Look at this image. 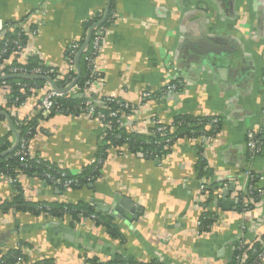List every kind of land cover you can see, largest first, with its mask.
Here are the masks:
<instances>
[{
    "label": "crops",
    "instance_id": "crops-1",
    "mask_svg": "<svg viewBox=\"0 0 264 264\" xmlns=\"http://www.w3.org/2000/svg\"><path fill=\"white\" fill-rule=\"evenodd\" d=\"M107 6L108 0H0V40L13 33V24L37 21L43 7L46 15L27 50L63 71L62 76L71 74L66 63L71 46L87 37L90 24L103 20ZM100 26L105 28L96 60L101 76L89 90L71 96L128 101L135 107L129 121L144 129L154 122L173 124L179 116H216L220 131L211 142L207 135L177 140L162 165L128 145L113 147L97 180L64 195L39 179L21 177L25 199L32 203L109 206L103 213L114 219L122 238L103 226L73 229L44 215L0 211V260L22 243L31 251V262L82 264L84 258L97 257L122 263L229 264L243 223L248 241L264 235V196L248 194L244 178L247 132L262 127L264 139V0H112ZM172 82L181 92H165ZM50 86H31L11 113L24 119L39 116ZM145 91L157 96L144 99ZM9 130L6 119L0 137ZM104 134V127L84 114L57 113L40 122L29 150L76 176L96 160ZM199 159L206 160L210 181L233 186L230 197L237 201L236 209L225 211L216 192L207 211H217L218 220L201 234L196 224L204 211L196 202L206 179L199 174ZM251 169L257 187L264 188V146ZM13 196L10 180L0 177V205ZM122 201L141 213L125 211ZM244 206L248 211L239 210ZM58 227L71 229L74 237L68 239Z\"/></svg>",
    "mask_w": 264,
    "mask_h": 264
},
{
    "label": "trees",
    "instance_id": "trees-1",
    "mask_svg": "<svg viewBox=\"0 0 264 264\" xmlns=\"http://www.w3.org/2000/svg\"><path fill=\"white\" fill-rule=\"evenodd\" d=\"M96 21H94L91 25H96ZM14 26L16 24H13ZM20 39L25 43L28 42V38L25 35H18V32L10 33L6 35L4 39ZM84 36L83 39H85ZM87 38V37H86ZM85 42V41H84ZM3 46V40H0V51ZM91 52V45L89 46L88 50L83 53L79 67L81 71L80 78L76 83L77 87L80 88L82 91L87 90L89 87L86 86V82L91 78V71L88 69V57L90 56ZM29 64L28 67H34L39 65L40 60L38 58H31L28 60ZM14 63V62H13ZM66 74L61 78L58 79L57 77H53L56 80V84L61 87H67L70 82H72L76 75L73 73H68L65 71ZM3 82L0 81V85ZM7 83V91L10 92V95L5 96V90H1L0 92L4 93L6 99V106L0 105V110L5 111L7 114L11 116V120L15 130L20 135L21 140H26L28 144L30 143V139L36 134L38 130V126L41 121H44L45 118L41 115L34 117L33 119L19 121L17 116H14L11 112L12 109L15 107H20L21 102L24 101L25 96L29 95L30 87L39 85L42 86L45 84L44 81H36L30 79H10L6 80ZM17 83L26 84L29 88H21L17 86ZM19 97L20 101L16 102L15 99ZM107 98L101 99V101H105ZM58 106L53 110L52 114L47 118L51 117L52 115H56L57 113H70V114H81L82 110L86 108L87 104L93 103L98 104L99 102L94 100L93 98H84L79 99L75 98L71 95H66L61 99L57 100ZM102 103V102H101ZM111 108L117 109L118 106L116 104H110ZM46 118V119H47ZM6 121V118L0 115V123ZM211 121V117L205 118H193L188 116H179L176 118L175 122L171 124L174 127L173 131L167 130L166 135H158L155 138L151 136H147L145 134H129L124 128L122 129H115L111 133H106L104 135L103 141H101L99 151L97 153L96 159L105 161L107 159L109 150L113 147L124 146L128 145L132 152L141 151L145 154L146 157L149 159L154 160L157 163H160V159L163 156H166L171 152V145L179 139H193L199 136L207 135L210 136L214 133V131L219 130L221 125L218 127H212L210 131H206L207 125ZM164 124H156L155 127ZM152 128V129H153ZM117 135H120V139L116 138ZM14 133L12 130H9L8 133L2 137H0V155L4 154L8 150L11 149L14 142ZM128 139V141H127ZM169 140L168 144L165 141ZM107 142L109 145H107ZM161 142V144H157ZM264 142V139H263ZM106 143V144H105ZM168 146V147H166ZM20 149V145L18 148L9 155L0 157V177H4L8 180H13L11 183L12 192H14V196L12 197L11 201H6L0 205V211L4 213H8L11 211L16 212H27L31 213L36 216L44 215L46 217L55 218V219H63L66 210H70V215L72 219V223L70 224L71 228H75L74 222L80 220L81 215L89 216L92 214H96L98 219L96 220L97 226H103L107 229L109 234L113 237L122 238V234L119 231V227L115 224L114 219L111 218L108 214L103 213L102 211L98 210L94 204H85V203H48V202H38L32 203L25 199V192L21 186V177L29 178V179H39L42 182H45L49 186L55 187L59 194L64 195L67 191L64 187L56 184L54 181L49 180L46 178V174H51L56 178L62 179H77L78 183L74 184L71 189H77L81 186H86L88 184L93 183L97 180L100 176L102 166L103 165H89L82 170V173L79 175H72L71 172L68 170L60 169L56 164H52L50 162L45 161L41 156L36 155L34 159L29 160H22L21 157H18L16 153ZM198 169L201 179H206L205 183L207 185V190L209 191V197L207 200V204L210 206L215 201L217 197V190L222 186L224 183H219L215 179L210 181L211 171L208 168L207 162L204 159H199ZM66 174L63 177L62 174ZM208 180V181H207ZM256 198V196H253ZM251 206V205H250ZM250 206L248 208L250 209ZM245 209L244 207H239V210L242 211ZM247 209V208H246ZM213 213L204 212L202 214V232L211 230L209 227L215 222ZM264 242V235L262 236ZM22 244L17 248L10 249L5 255L2 256L0 260V264H17L19 261L29 262L30 258L23 253ZM262 246L258 242H256L253 248L247 252L248 259L245 263H241L238 260V257L242 253V249L240 246V242H237L235 245V250L231 257L229 264H259L258 255L261 252ZM31 263V262H30ZM31 264H53L51 260H42L37 262H32ZM86 264H149V263H139L132 261L130 263H122L117 260L112 262H104L101 261L97 257L88 258ZM150 264H162L158 261H155Z\"/></svg>",
    "mask_w": 264,
    "mask_h": 264
},
{
    "label": "built area",
    "instance_id": "built-area-1",
    "mask_svg": "<svg viewBox=\"0 0 264 264\" xmlns=\"http://www.w3.org/2000/svg\"><path fill=\"white\" fill-rule=\"evenodd\" d=\"M39 17L37 21L32 22L30 19H25L22 22L17 23L13 27V32H18V35H25L28 38V42L25 43L20 39H5L3 40V46L0 51V78L1 77H6V76H12V75H17V74H26V75H31V76H40V77H49L53 79V77H57L58 79H61L63 71L59 70L58 68H55L53 66H49L43 63H40L37 66L28 67L29 64V59L31 58H39L38 54L34 50H27L29 43L31 40L35 39L36 36L39 33V25L41 24V19L45 17L46 15V9L42 7L40 11L38 12ZM105 32L104 26H98L94 29L92 39L90 41L89 46L91 45V52L90 56L88 57V69L91 71V78L89 81L86 82V86L89 87L87 90L91 88V86L94 84V82L101 76V73L97 70L96 66V60L101 52L102 46H103V35ZM85 39H83L80 42H77L73 44L66 56V63L68 65L69 71L73 74H77V66H76V57L84 45ZM89 46L87 49L84 51V53L88 50ZM14 62V63H13ZM41 62V61H40ZM12 63V64H11ZM54 80V79H53ZM3 83L0 85V91L5 90L7 95H10V92L7 91V83L6 80H0ZM56 83V80H54ZM17 86L21 88H29L28 85L22 84V83H17ZM69 86V85H68ZM67 86V87H68ZM67 87H64L62 89H65ZM31 88V87H30ZM77 86H74L70 92L68 93H62L50 86V89L42 96L39 104L40 108V115L44 118H47L50 116L53 112V110L58 106V99H61L62 97L66 95H70V93L75 92V91H80ZM165 92L168 94H173V93H179L181 92V89H179V84L177 83H170L165 87ZM143 98L144 99H151L156 97L157 95L152 93L151 91H145L143 93ZM16 102L20 101V98L17 97L15 99ZM25 101V100H24ZM24 101L21 102V104L24 103ZM98 104H93L89 103L87 104L86 108L81 109L82 113L86 115L89 118L97 120L103 127L105 134L106 133H111L115 129H122L124 128L129 134L133 133H138V134H145L147 136L151 137H156L158 135H166L167 130L173 131L174 127L169 125H159L156 128V124H153V129L152 128H141L137 126L136 124L132 123V121H129V118L132 116L133 112L135 111V107L128 101L122 100V99H117L114 97H109L105 101H98ZM102 102V103H101ZM116 104L118 106L117 109L111 108L110 104ZM19 121H26L29 120V118H19ZM221 125L220 119L216 116L211 117V121L209 123V128L212 129V127H218ZM38 131V130H37ZM220 129L214 131V133L210 136H208V142L213 141L217 134L219 133ZM105 137V136H104ZM103 137V138H104ZM116 138L120 139V135H117ZM14 141H15V136H14ZM128 141V139H127ZM170 141L167 140L165 141L166 144H168ZM106 144V143H105ZM157 144H161V142H158ZM20 149L16 153L18 157H21L22 160L26 159H34L36 156L35 154H32L29 150V144L26 140H20ZM107 145L109 143L107 142ZM246 146H247V164L244 170V178L247 182H249V189H248V194H250L252 197L256 196L262 197L264 196V188H258L257 185L255 184V174L253 173L251 169V165L253 161L259 157L263 153V128H258L256 130H252L247 132L246 135ZM168 147V146H166ZM165 156H163L160 159L159 165L163 164ZM106 161V160H105ZM105 161L103 160H98L96 159L91 165L98 164V165H104ZM63 177H65V173L62 174ZM47 179L54 181L56 184L64 187L67 190H70L74 184L78 183L77 179H62V178H56L52 176L51 174H46L45 175ZM13 180L10 181L12 183ZM207 185L205 181L200 183V191L201 194L199 198L197 199V206L201 211H206L208 212L209 205L207 204V200L209 197V191L207 190ZM228 185L224 183L220 188L217 190L218 195H222V191L224 189H227ZM245 209L242 210V212L248 211L246 209L247 207L244 206ZM214 214V223L212 224L210 229L213 228L215 223L218 220V213L215 210H212ZM202 217V216H201ZM197 221L196 224V232L201 234L202 232V218ZM98 217L96 214H92L89 216L81 215L80 220L77 222H74L75 227H81V226H92V227H98L96 224V220ZM58 223L60 224H70L72 223L71 215H70V210L65 211V215L63 219H56ZM247 226L245 223H243L241 227V238L239 240L241 249L243 250L241 255L238 257V260L241 263H245L248 259V254L247 252L250 251L254 244L259 242L262 246L261 252L258 255L259 258V264H262L264 261V242L262 237L256 238L254 241L250 242L247 240ZM23 253L26 256H30L31 251L28 248H25L23 250ZM30 258V257H29ZM29 262H24V261H19L17 264H31V259H29ZM88 260L87 258H84L82 260V264H86ZM31 262V263H30Z\"/></svg>",
    "mask_w": 264,
    "mask_h": 264
},
{
    "label": "water",
    "instance_id": "water-1",
    "mask_svg": "<svg viewBox=\"0 0 264 264\" xmlns=\"http://www.w3.org/2000/svg\"><path fill=\"white\" fill-rule=\"evenodd\" d=\"M111 1L112 0H108V6H107L106 13H105V16H104L103 20H101L98 24L94 25V27H92L90 29V31H89V33L87 35L86 41H85L84 45L82 46V48L80 49V51H79V53H78V55L76 57V66H77L78 75H77L76 79L71 83V85L69 87H67L65 89H61L55 83V81L53 79L49 78V77L31 76V75H26V74H17V75H12V76L1 77L0 80L30 79V80H36V81H44V82L50 83L52 88H54L55 90H57L59 92H62V93L70 92L71 89L75 86V84L78 82V80L80 78V75H81V71H80V67H79L80 59H81L84 51L87 49V47L90 44L94 29L96 27L100 26V25H103L107 21L109 15L111 13ZM201 49L204 50V46ZM0 115L4 116L7 119L9 127L13 131L14 136H15V142H14L13 146L11 147V149L8 150L7 152H5L4 154L0 155V157H3V156H6V155H9V154H12L18 148L21 138H20V135L18 134V132L15 130L10 116L7 113H5V112H3L1 110H0ZM232 191H233V186L231 185L229 188L224 189L222 191V195H221V197L218 200L219 201V206L225 211H230L232 209H236L235 205H236L237 201L236 200H232L231 197H230V194H231ZM93 202H95V200H93ZM121 204H122V207L124 208L125 211L127 209H129V210H131V213H133V214L136 213L137 211H138V213L141 211V210H139L137 208L134 209V208L130 207L128 204L127 205L123 204V201L121 202ZM96 206L102 212H107V210H109V208H110L109 206L103 205L101 203H96ZM124 210H123V212H125ZM125 215H128V213H125ZM57 229L61 233H64L68 239H72L74 237V235H75L74 232L71 229H69V228L58 227Z\"/></svg>",
    "mask_w": 264,
    "mask_h": 264
}]
</instances>
